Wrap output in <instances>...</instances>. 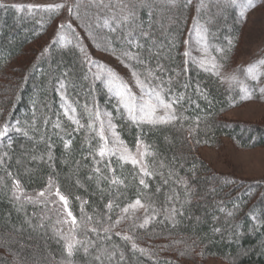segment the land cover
<instances>
[{
	"label": "trees",
	"instance_id": "obj_1",
	"mask_svg": "<svg viewBox=\"0 0 264 264\" xmlns=\"http://www.w3.org/2000/svg\"><path fill=\"white\" fill-rule=\"evenodd\" d=\"M240 1L227 7V15L213 6L214 0H192L187 7L173 9L156 0L154 32L162 47L149 67L164 81L165 93L171 88L172 99L183 97L176 106L179 122L157 127H137L122 119L116 111L117 98L89 71L81 51L87 46L114 54L133 71L135 62L121 55L123 46L115 34L88 27L75 12L71 17L64 9L41 7L29 12L27 5L38 4L3 2L24 7L0 9V125L19 121L22 129H10L7 137L0 138V242L8 244L0 251V264H67L69 259L71 264H188L208 256L264 264V178L215 174L196 151L197 145H218L225 137L247 147L263 146L264 127L229 121L225 112L241 102L238 84L228 87L183 50L196 22L204 27L202 42L217 62L245 76L236 54ZM78 2L81 13L88 11L83 7L88 0ZM148 19L144 15L146 23ZM69 22L74 33L58 28ZM57 29L64 40L54 44ZM157 63L164 65L163 74ZM65 68L70 69L69 77H60ZM135 71L143 80L147 76L145 68L136 66ZM66 104L76 108L74 119L83 127L65 116ZM96 108L101 119L103 112L112 114L119 137L131 150L141 141L151 176H142L139 165L115 157L105 166L108 158L98 155V131L88 127ZM95 126L98 129L99 122ZM141 178L149 184L147 189L139 184ZM113 179L122 183L113 184ZM13 180L20 182L19 201L13 197ZM57 188L67 197V208L56 195ZM41 191L44 196H39ZM137 198L151 218L145 228L139 227L142 214L131 208L123 211ZM173 207L184 212L175 216L174 224L169 219ZM68 243L77 249L71 258Z\"/></svg>",
	"mask_w": 264,
	"mask_h": 264
},
{
	"label": "snow or ice",
	"instance_id": "obj_2",
	"mask_svg": "<svg viewBox=\"0 0 264 264\" xmlns=\"http://www.w3.org/2000/svg\"><path fill=\"white\" fill-rule=\"evenodd\" d=\"M164 3L169 9H173L181 6L187 7L192 3V0H186V3H181V0H164ZM260 3L264 4V0H260ZM213 6L218 10L223 11L229 6H237V0H214ZM238 6L241 8V16H244L245 9L255 8L258 5L255 4L254 0H245L244 3H241ZM9 7L15 8L19 11L22 10L24 6L15 4L8 5L0 0V9H7ZM26 7L29 12L41 7L48 10L64 9L69 14V17H71L75 12L76 19L86 20L88 22V27L91 28L95 25L101 31L107 29L109 34H115V39L119 40L123 46L121 48V55L129 62H135L133 65V71L131 72V77L135 78V85L139 88V93H136L132 91L131 87L122 85L116 87L114 91L112 87V79H108V91H114V96L118 98L116 111L120 113L121 118L123 119L126 117L128 121L137 127H141L143 125H147L149 127L166 126L174 125L179 122L181 116L179 115L176 106L179 105V101L183 97L177 96L175 99H172L169 95L171 93V88H169L168 92L165 93L163 91L164 81L160 79V77L154 75L149 67L150 62L160 56V47H162L158 45L154 32V28L157 23L155 19L156 9L158 7L156 0H88V2L83 5V7L88 9V11L83 13L80 11L82 5L78 2V0H71V2H69V0H65L63 3L48 5H27ZM144 15L149 17L147 23L144 20ZM169 19H171V17ZM211 22L212 21L210 19L209 23ZM77 27H79V25H77ZM163 27L164 25L161 24V28ZM58 28H68L71 29L73 33L75 32V28L72 27L71 22L67 25L60 24L58 25ZM56 35L58 36V40H54V44L64 40L63 35H60L59 33ZM229 44H231V41H229ZM153 49H156V51H153ZM44 51L46 52L48 49L45 48ZM81 51H83V49H81ZM218 51L223 53L224 50L219 49ZM185 55H188V53L186 52ZM212 60L213 62L210 69L205 70H211L213 74H216L215 70L219 66L215 63V57H213ZM136 66L145 68L147 76L144 80H141L140 74L135 71ZM156 67L157 71L161 74L166 71L164 65L160 63H157ZM90 70L91 68H89V71ZM246 71L247 75L250 76L252 80L257 81V84L255 85V88L259 91V96L257 98L264 97V82H262L259 77L253 75L252 67H248ZM69 75L70 69L65 68L60 70V77L67 78ZM57 79H59V77H57ZM97 79H99V77H97ZM232 79L235 80V76H233ZM157 80L159 81L158 83L156 82ZM145 85H147V87H145ZM121 87H123V91H121ZM60 88H64V83L62 81L60 82ZM241 91L243 93L241 99H253V90H250L248 87H243ZM61 98L63 99V97ZM76 111L75 107H71L67 104L65 105V116H67L69 120H73V122L79 127H83V125H80L79 119H74L73 114H75ZM106 115L111 117L112 114L107 113ZM96 122H99L98 129L95 126ZM88 127L93 131H98L99 140L101 141L98 155L101 160L105 157L108 158V163L105 165L106 167H109L112 163L113 157L120 162H130L133 166L139 163L133 156L131 150L126 146H122V141L120 140L119 134L114 131L115 125L111 123V120L108 121V130H111V136L113 139L109 142V137L105 134L106 130L104 127V121L101 119V113L98 108H96L93 116L89 117ZM10 129L15 132L22 131L19 126V121H17L16 124H12L10 121H4L3 124L0 125V138L7 137ZM23 135L27 136L28 132L24 131ZM109 143H111V147L109 146ZM140 143L141 141L137 140V147H139ZM50 147L51 146H49V148ZM64 147L68 148L69 143H65ZM49 159H51V156H49ZM2 160L3 157H0V161ZM146 168V165H142L140 167L142 176H151L152 173L147 171ZM97 171H99V169H97ZM111 171L115 172V169L113 168ZM112 183L119 184L122 183V181L113 179ZM139 184L142 185L144 189L149 187V184L146 183L143 178L139 180ZM13 186L15 188L13 197L16 201H19L20 196L17 195V193L21 191L19 180H13ZM185 187L187 188V184ZM47 190L49 192L51 191V185ZM56 195L59 197L60 201L64 202V205L67 208V197L60 193L59 188L56 190ZM39 196H44V191H41ZM28 199L31 200V198ZM107 207L109 209L112 207L111 201H109ZM137 207H144L140 198L135 199L133 203L125 206L123 211L127 213L130 208L135 209ZM221 211H224V209L221 208ZM176 215L183 216L184 212L175 207L172 208L169 213V219H171L173 224L175 223ZM227 215L232 216V212L229 211ZM68 216L72 218V222L75 224L76 218L72 216L71 211H68ZM253 219H256V217H253ZM149 223L150 220L146 218L143 223L139 225V227L145 228ZM93 230L95 231V229ZM104 231L107 232L109 229H104ZM215 231L219 232L220 229L217 228ZM117 235L120 234L117 233ZM124 239L130 240L131 237L125 236ZM132 247L136 248L137 246L133 243ZM66 251L67 256L71 258L77 249L73 243H68L66 245ZM85 252L87 253V248H85ZM99 258L100 257H96V259ZM122 258L123 254H121V259ZM67 264H71L70 259L67 261Z\"/></svg>",
	"mask_w": 264,
	"mask_h": 264
},
{
	"label": "rangeland",
	"instance_id": "obj_3",
	"mask_svg": "<svg viewBox=\"0 0 264 264\" xmlns=\"http://www.w3.org/2000/svg\"><path fill=\"white\" fill-rule=\"evenodd\" d=\"M8 1L38 5L65 2V0H2V2ZM240 2L244 3L245 0ZM254 2L258 6L245 9V15L239 17L240 21L238 22L240 23L241 35L239 49L236 54L238 64L242 65L246 70L248 67H252L253 75L259 77L260 80L264 82V4H261L260 0H254ZM159 3L162 4L161 2ZM219 11L221 14L222 11ZM224 11L228 15V9ZM57 33L60 34L61 31L57 29L55 34ZM188 34L189 38H186L187 40H185L183 50L185 53H188L189 58L194 63L210 69L214 56L205 48V44L202 42L205 35L204 27L195 22ZM83 53L91 68V72L99 77L107 88L109 86L107 83L108 79L111 78L114 91L116 87L123 85L131 87L133 92L139 93V88L135 85V78L131 77L132 70L126 62L114 54L103 52L96 47H84ZM215 63L219 66L215 72L228 87L238 84V88L242 89L243 87H248L254 92L252 100L241 99L240 97V104L225 112V117L235 124H244L246 127L249 125L253 127H264V97L257 98L259 96V91L255 88L257 81L252 80L251 77L247 75V71L245 76L241 77L231 69L219 64L216 59ZM233 76H235V80L232 79ZM145 87H147V85H145ZM114 91L109 93L115 98ZM121 91H123V87H121ZM242 95L243 93H241V96ZM107 113L109 112H103L102 120L104 121L106 130L105 134L109 137V142H111L113 137L111 136V130H108V121L111 120L113 125H115V123L112 116L108 117L106 115ZM114 131L117 133L116 125ZM120 140L122 141V146L129 148L121 138ZM109 146L111 147V143H109ZM196 151L200 158L210 166L211 171L215 174L233 175L247 180H259L264 178V145L247 147L240 142L238 143L235 140L225 137L222 138L218 145H210L207 143L197 145ZM131 152L139 162L137 165L140 167L144 165L146 149L143 146H139L135 150H131ZM132 210H136L142 214V217L144 216L142 223L146 218L149 220L151 219L147 215V207L145 204L144 207H137ZM7 246L8 244L0 242V251L6 250ZM198 260L199 262L197 261L196 263L193 261H186V263L237 264L236 261L221 257L208 256ZM30 264L33 263L31 262Z\"/></svg>",
	"mask_w": 264,
	"mask_h": 264
}]
</instances>
